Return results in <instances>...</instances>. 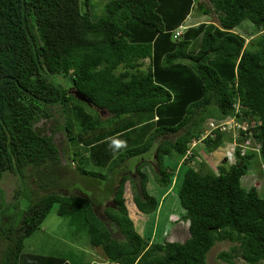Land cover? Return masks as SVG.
Masks as SVG:
<instances>
[{
  "label": "trees",
  "instance_id": "1",
  "mask_svg": "<svg viewBox=\"0 0 264 264\" xmlns=\"http://www.w3.org/2000/svg\"><path fill=\"white\" fill-rule=\"evenodd\" d=\"M191 8L217 23L188 27L173 38ZM90 9L88 0H0V182L5 173L22 179L29 166L45 167L36 175L43 191L61 179L60 171L92 178L83 181L92 189L110 175L59 167L52 138L35 128L54 106L64 113L72 160L83 149L87 162L101 168L142 156L156 138L182 131L174 142L157 145L154 181L166 190L162 197L175 180L162 168L160 154L173 153L186 166L177 198L188 237L160 244L141 237L125 206L122 177L112 193L114 207L105 214L124 241L112 239L87 196L50 193L31 201L17 224L0 226L6 242L0 264H69L24 252L25 239L54 207L59 217H82L89 246L100 251L94 264H205L217 242L231 244L218 254L220 261L264 264V192L241 184L248 175L264 177V0H111L95 20ZM244 21L255 28L248 42L235 30H246L240 29ZM58 76L68 79L67 88L53 81ZM70 88L89 103L78 101ZM97 110L110 117L100 119ZM214 110L221 121L235 115L250 124V142L260 145L259 152L247 149L242 131L231 135L217 128L200 139ZM234 142L228 159L227 144ZM198 144L215 170L195 151ZM253 159L260 162L257 170L251 169ZM141 164L139 194L132 200L139 213L151 215L159 200L147 192ZM23 195L21 189L13 207Z\"/></svg>",
  "mask_w": 264,
  "mask_h": 264
},
{
  "label": "rangeland",
  "instance_id": "2",
  "mask_svg": "<svg viewBox=\"0 0 264 264\" xmlns=\"http://www.w3.org/2000/svg\"><path fill=\"white\" fill-rule=\"evenodd\" d=\"M89 9L91 10V15L93 20L97 19L102 15L103 6L111 0H88ZM192 16H188L184 22V26L192 27L194 24H206L209 22L217 23L215 17L213 16H204L197 14L195 10L191 8ZM246 28V30L235 29L236 33L246 37V42L251 40L255 33L254 25L244 21L242 22L240 29ZM145 64V62H144ZM55 83L62 85L67 88L69 81L67 78L58 76L53 80ZM215 108V107H214ZM216 109V108H215ZM100 119L104 120L110 117V114L106 111H99ZM49 118L39 121L35 124V128L39 133L44 136H49L52 138L53 143L58 149L59 157V167L66 170H74L76 168L85 169L90 173H98L106 176L112 171L110 164L101 168L95 166L90 162H87L85 159V154L83 149H80L76 154L77 158H81L79 161L75 158V162L72 160L74 157L72 153L74 149L70 147L69 140L64 129V123L66 122L64 118V113L59 106H54L48 108ZM219 112L214 110V116L208 118L206 122L213 121L215 123L221 121L219 120ZM107 122L103 123L106 125ZM182 133L179 131L175 134H170L166 136H161L156 138L153 141V145L149 151L138 157L130 158L127 160L119 171L113 172L111 176H107L103 181L98 180L99 185L95 188H88L83 181H92V178H84L77 175L66 176L61 173V179L57 180L56 184L47 191H43L39 187L36 180V175L39 171L44 170V166L41 168L28 167L23 171L22 179H18L15 175L11 173H5L1 182L0 188L4 193V203L0 201L1 204L9 205L11 208L0 206V226H9L14 224L11 221H14L16 224L21 219V214L26 211L28 205L31 201H36L42 196L50 193L60 194L62 196H83L88 197L91 200V203L94 207L96 216L103 222L105 227L110 231L111 237L117 242L124 241V236L119 232L117 226L108 219L105 214V209L109 207H114L112 202V193L115 191L117 184L119 183L121 177L128 176L124 186V199L127 212L129 217L134 223L136 232L143 237L149 244H160L164 241H177L183 242L188 237L187 223L181 220V216L184 215L177 198V191L183 179L186 166L181 163L180 159L173 153L169 155L160 154V163L162 168L165 167L170 169L174 174L173 180L174 183L164 198H161L163 191L155 183L156 175V161L153 159L156 147L163 140L168 139L171 142H174L176 138ZM193 142V141H192ZM191 142V143H192ZM190 143V144H191ZM231 146L227 144L229 149ZM226 148V145H225ZM199 151L204 161L208 164L206 155H203V146L198 144L195 147V151ZM216 155H221L222 150L217 149L214 151ZM230 154V151H229ZM144 156L149 158L154 162L155 169L153 165L141 164L140 171L144 173L149 179L146 190L149 195L154 196L159 200V207L151 215H143L138 212L134 203L133 197L137 192L139 194V175L134 173L137 170V166L142 163ZM232 157H228L231 159ZM145 160V159H144ZM209 162H211L209 160ZM86 165V168H85ZM209 165V164H208ZM215 165V163L213 164ZM260 162L258 159H253L250 162L252 170H257L259 168ZM213 170L214 167L209 165ZM145 168V171H142ZM248 175L241 179V184L243 187L248 188L250 186H256L260 192H264V177L261 175ZM73 177V178H72ZM100 178L99 176H96ZM132 177L135 180H132ZM72 179V180H71ZM74 179V180H73ZM102 180V178H101ZM179 180V181H178ZM133 181V182H132ZM112 184V185H111ZM176 184V186H175ZM175 186V187H174ZM22 189L24 195L19 199L16 207H13L12 203L19 198V191ZM110 189V190H109ZM83 219L80 216H69V217H59L55 213V207L47 215L44 222L40 225L39 229L35 231L30 237L24 241V252L40 256H49L66 260L69 264H94L99 261V250L92 249L88 244V233L86 226L82 224ZM6 242L0 238V256L4 250ZM228 242H217L212 249L206 255L205 264H227L223 261H220L217 256L221 251H226L230 247ZM100 259V257H99ZM94 261V262H92ZM92 262V263H91ZM234 264H246L241 258L235 259Z\"/></svg>",
  "mask_w": 264,
  "mask_h": 264
},
{
  "label": "built area",
  "instance_id": "3",
  "mask_svg": "<svg viewBox=\"0 0 264 264\" xmlns=\"http://www.w3.org/2000/svg\"><path fill=\"white\" fill-rule=\"evenodd\" d=\"M185 27H179L175 32H174V38H178L182 35L183 31H184ZM235 108V114L238 113V105H234ZM250 124H248L247 122L244 121H240L238 122L236 119V116L233 115L231 117H229L226 120L223 121H219L217 123L210 121L208 123V130L207 132H204L203 136L200 139H203L206 137V135H208L211 130L213 129H217L219 128L220 131L223 132H228L231 135H237L239 133V131L244 132L245 136H247L248 140L247 143L249 144L250 147H248L247 149L252 151V152H259L260 149V145L254 146L251 144L250 141L253 140V131L250 129ZM197 144V141H194L191 143V147H194ZM230 147V154L229 151L226 153L228 157H232L233 156V150L236 146L235 142L234 143H229ZM262 171L264 172V166L262 167Z\"/></svg>",
  "mask_w": 264,
  "mask_h": 264
},
{
  "label": "crops",
  "instance_id": "4",
  "mask_svg": "<svg viewBox=\"0 0 264 264\" xmlns=\"http://www.w3.org/2000/svg\"><path fill=\"white\" fill-rule=\"evenodd\" d=\"M190 15V14H189ZM190 16H192V14L190 15ZM197 25H199V24H197ZM197 25H193L192 27H195V26H197ZM187 27H189V26H187ZM174 38V37H173ZM147 66V61H145V66H144V68ZM155 158V156L153 157V159ZM142 159V163L143 164H148V165H153V167H155L154 166V162L152 161V160H150L149 158L147 159V157L146 156H144L143 158H141ZM145 159V160H144ZM154 160H156V158L154 159ZM127 161V160H126ZM125 161V162H126ZM125 162H123V163H120L119 165H117L118 167H116V169L113 171V172H115V171H119L120 169H124V168H121V166L125 163ZM142 171H145V168L142 170ZM134 173H136V172H134ZM137 174V173H136ZM246 177V176H245ZM132 180H135V178L134 177H132ZM133 182V181H132ZM166 194V193H165ZM165 194L161 197V198H164L165 197ZM92 262H94V261H92ZM91 262V263H92Z\"/></svg>",
  "mask_w": 264,
  "mask_h": 264
},
{
  "label": "water",
  "instance_id": "5",
  "mask_svg": "<svg viewBox=\"0 0 264 264\" xmlns=\"http://www.w3.org/2000/svg\"><path fill=\"white\" fill-rule=\"evenodd\" d=\"M70 93L80 102H83V103H86L88 104L89 103V100L86 98L85 95H83L82 93H80L79 91L71 88L70 89Z\"/></svg>",
  "mask_w": 264,
  "mask_h": 264
},
{
  "label": "clouds",
  "instance_id": "6",
  "mask_svg": "<svg viewBox=\"0 0 264 264\" xmlns=\"http://www.w3.org/2000/svg\"><path fill=\"white\" fill-rule=\"evenodd\" d=\"M181 27H185V29L188 28L187 26H181ZM185 29H184V30H185ZM175 31H176V30H175ZM175 31H174V32H175ZM183 32H184V31H183ZM173 37H174V36H173ZM70 89H71V88H70ZM70 94H71V93H70ZM229 150H230V148H229V149L227 148V152H228ZM155 158H156V156H155ZM155 158H154V159H155ZM155 161H156V160H155ZM155 166H156V165H155ZM116 167H118V166H116ZM116 167L113 168L112 171L110 172V176H111V177H112L111 174H112L113 171L116 169ZM154 169H155V167H154ZM155 171H156V170H155ZM136 173H137V172H136ZM137 174H138V173H137ZM143 174H144V173H143ZM123 177H128V176H123ZM259 177H260V176H259ZM121 178H122V177H121ZM139 178H140V176H139ZM140 181H141V179L139 180V186H140ZM117 185H118V184H117ZM116 187H117V186H116ZM139 189H140V187H139ZM14 202H15V201H14ZM12 204H13V203H12ZM0 206L11 208L10 204H9V205H6V204L3 205V204H1Z\"/></svg>",
  "mask_w": 264,
  "mask_h": 264
}]
</instances>
